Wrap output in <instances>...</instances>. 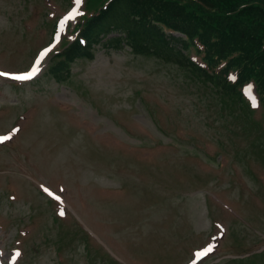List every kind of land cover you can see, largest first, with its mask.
Masks as SVG:
<instances>
[{
    "label": "rangeland",
    "instance_id": "obj_1",
    "mask_svg": "<svg viewBox=\"0 0 264 264\" xmlns=\"http://www.w3.org/2000/svg\"><path fill=\"white\" fill-rule=\"evenodd\" d=\"M86 12L0 0V264H264V113L128 45L60 69Z\"/></svg>",
    "mask_w": 264,
    "mask_h": 264
},
{
    "label": "trees",
    "instance_id": "obj_2",
    "mask_svg": "<svg viewBox=\"0 0 264 264\" xmlns=\"http://www.w3.org/2000/svg\"><path fill=\"white\" fill-rule=\"evenodd\" d=\"M86 7L76 39L52 60L60 69L93 58L95 45H128L174 58L246 109L243 88L254 84L264 113V0H86Z\"/></svg>",
    "mask_w": 264,
    "mask_h": 264
},
{
    "label": "snow or ice",
    "instance_id": "obj_3",
    "mask_svg": "<svg viewBox=\"0 0 264 264\" xmlns=\"http://www.w3.org/2000/svg\"><path fill=\"white\" fill-rule=\"evenodd\" d=\"M80 3V0H77V5H79ZM80 13L77 12L75 9L73 10L72 13H70L67 17H65V21L67 20H71V19H74L76 15H79ZM65 21H62L61 22V27H63V23ZM57 39H59V37H57ZM50 51V49H46L44 52H42L40 54V58L37 60L35 66L33 67L32 71H30L29 73H26V74H22V75H14L12 76L11 78L12 79H15V80H22V81H25V80H30L32 79L39 71H40V61L43 60L44 56L47 54V52ZM8 75L7 73H0V76H6ZM249 95H251V90L249 88ZM254 99V98H253ZM11 137H0V143H2L3 141L7 140V139H10ZM45 191H48L47 189H45ZM51 195V193H49ZM57 200H59L60 198L57 196L55 197ZM61 215H64L63 211H61L60 213ZM212 251V248L209 247L207 249H205L204 251L202 252H198L196 255L197 257H203V256H206L209 252ZM17 255H19L17 253Z\"/></svg>",
    "mask_w": 264,
    "mask_h": 264
}]
</instances>
